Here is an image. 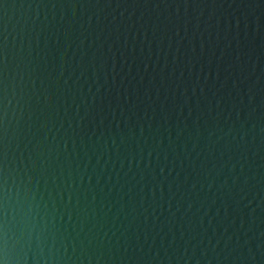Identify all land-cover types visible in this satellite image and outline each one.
I'll return each instance as SVG.
<instances>
[{"label":"water","instance_id":"obj_1","mask_svg":"<svg viewBox=\"0 0 264 264\" xmlns=\"http://www.w3.org/2000/svg\"><path fill=\"white\" fill-rule=\"evenodd\" d=\"M0 264H264V0H0Z\"/></svg>","mask_w":264,"mask_h":264}]
</instances>
